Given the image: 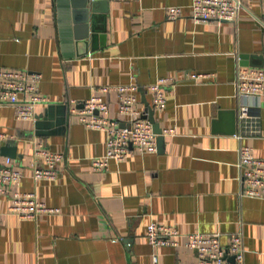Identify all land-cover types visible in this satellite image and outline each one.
Returning a JSON list of instances; mask_svg holds the SVG:
<instances>
[{
  "label": "crops",
  "instance_id": "crops-1",
  "mask_svg": "<svg viewBox=\"0 0 264 264\" xmlns=\"http://www.w3.org/2000/svg\"><path fill=\"white\" fill-rule=\"evenodd\" d=\"M191 3L0 0V67L39 73L48 99L32 119L0 105V131L9 135L0 140V162L4 146H15L21 189L60 209L24 218L0 196V264H152L154 254L159 264H191L187 234L197 231L218 232L223 244L241 232L245 264H264V196L242 194L238 166L243 146L264 158V99L240 95L236 85L240 66L264 69V0H246L233 21L195 19ZM173 5L183 7L178 19L168 18ZM186 71L199 77L186 79ZM159 77L176 79L155 111L172 134H162L156 151L132 147L125 160L93 169L107 132L84 125L71 108L101 96L124 124L117 92L100 87L135 86L147 108L146 87ZM243 104L251 108L241 117ZM40 142L64 155L56 179L32 175ZM153 222L177 227L178 245H151Z\"/></svg>",
  "mask_w": 264,
  "mask_h": 264
},
{
  "label": "built area",
  "instance_id": "built-area-1",
  "mask_svg": "<svg viewBox=\"0 0 264 264\" xmlns=\"http://www.w3.org/2000/svg\"><path fill=\"white\" fill-rule=\"evenodd\" d=\"M95 1V0H91ZM246 0H192L190 11L198 20L233 21L239 17ZM169 19H178L183 14V7L170 6L167 10ZM184 78H198L199 74L186 71ZM176 79L159 77L147 85L152 93L150 103L154 111L162 110L167 101V91ZM41 75L23 68L0 67V105L12 104L18 119H32L38 103L47 101L40 93ZM240 95L264 99V69L258 66H240L236 77ZM135 86H101V92L116 91L119 97L118 111L125 117L124 124L111 116L110 104L101 96H91L82 101L81 107H72L71 112L84 125L107 132L105 152L92 159L95 170L107 169L111 160H125L132 152V147L141 153L158 149V134L148 118L147 108L140 107L139 97L134 92ZM251 106L243 104L240 116H246ZM172 129H165L162 134H172ZM9 135L0 131V140ZM36 160L32 163V175L35 180L56 179L60 173V163L64 159L61 152L54 151L40 142L35 152ZM238 166L242 194L264 196V158L253 153L250 146L239 149ZM24 170L18 161L7 156L0 162V196L8 195L10 209L24 218H36L42 212H56L60 209L47 205L38 199L36 192L24 191L21 183ZM181 232L177 227L159 223H150L146 236L154 247L176 246ZM186 246L196 252V261L191 264H245L246 247L241 232H235L227 244H223L218 232L201 231L188 233ZM233 256L231 261L229 257ZM152 264H159L158 254L153 255ZM177 264V263H173Z\"/></svg>",
  "mask_w": 264,
  "mask_h": 264
},
{
  "label": "water",
  "instance_id": "water-1",
  "mask_svg": "<svg viewBox=\"0 0 264 264\" xmlns=\"http://www.w3.org/2000/svg\"><path fill=\"white\" fill-rule=\"evenodd\" d=\"M83 6H85L86 8H88V0H83ZM88 11V10H87ZM85 13H86V10H85ZM85 22H87V20L85 19L84 20ZM86 24V23H85ZM85 28H86V31L84 32V37L83 38H88L89 36V32H88V27L87 25H85ZM87 41H85L86 43ZM87 44V43H86ZM88 49H86V53L88 52L87 51ZM143 101L145 102L146 106H147V110H148V118L152 121L153 123V129L154 131L159 134L157 136V145H158V148L160 147V144L162 143V141L164 140V135H162V132H163V129L160 127L159 123L156 121V118H155V111L151 108V106L149 105V102L147 101L146 97L143 96ZM4 154L8 155V156H11L13 158H16L18 157L19 155L17 154V150H16V147H11L9 145H6L4 146ZM229 259L231 261L234 260V257L231 256L229 257Z\"/></svg>",
  "mask_w": 264,
  "mask_h": 264
}]
</instances>
